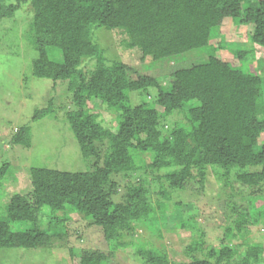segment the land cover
<instances>
[{
  "label": "trees",
  "instance_id": "obj_1",
  "mask_svg": "<svg viewBox=\"0 0 264 264\" xmlns=\"http://www.w3.org/2000/svg\"><path fill=\"white\" fill-rule=\"evenodd\" d=\"M25 5L26 36L38 52L33 75L64 82L72 94L65 117L93 169L31 167V190L12 194L0 212V249L58 243L71 264H110L116 251L135 247L143 264H177L150 241L135 242L133 232L141 227L163 238L170 193L201 195L210 168H218L226 186L235 176L249 189L246 202L226 199L232 221L223 224L218 245L208 242L196 217L179 221L177 230L193 237L182 250L189 261L179 264H264V239L248 238L259 228L264 233V57L257 58L264 51V0H0V25ZM228 19L249 30L245 50L219 44L232 58L210 43L212 30ZM100 27L139 51L140 68L108 63L94 37ZM163 61L169 68L183 64L165 73V84L146 71ZM134 94L141 96L137 103ZM53 107L49 101L32 119ZM102 110L115 115L116 127ZM9 143L30 146L31 126L17 127ZM9 167L0 166V187ZM120 174L128 178L124 186ZM90 227L109 252L87 250ZM73 237L85 239L84 247Z\"/></svg>",
  "mask_w": 264,
  "mask_h": 264
},
{
  "label": "rangeland",
  "instance_id": "obj_2",
  "mask_svg": "<svg viewBox=\"0 0 264 264\" xmlns=\"http://www.w3.org/2000/svg\"><path fill=\"white\" fill-rule=\"evenodd\" d=\"M26 7L25 5L18 10L15 19H6L0 25V166L4 162L10 163L7 176L0 187V212L12 194L18 192L25 194L31 190L30 168L33 166L66 171L93 169V162L83 157L74 131L65 117L72 107L70 102L72 94L67 92L64 82H59L55 86L51 79L33 75L32 63L38 52L26 36L27 24L31 20L29 15L23 19ZM248 32L246 25H239L228 19L221 27L212 30L210 43L217 47L219 54L232 58L233 54L229 50L220 49L219 44L224 46L229 44L245 50L249 46ZM94 37L103 48L108 63L125 61L133 66L141 65V54L136 49H127L120 42L122 36L119 32L100 27L95 29ZM259 57H264V51L258 52L257 58ZM178 65L183 66L182 63ZM178 65L169 68V62L156 64L153 62L146 65V71L161 76L162 83L165 84L169 82V78L164 77L165 73L170 74L179 67ZM258 65V61H254V69L250 67V70L254 72ZM153 91L157 92L154 89ZM138 98L141 99V96L134 94L136 103L139 102ZM49 101H53V111L46 117L34 121L32 117L35 111L48 106ZM90 107L99 108L95 103H90ZM102 115L107 125L116 127L113 113L102 110ZM27 124L32 129L31 145L27 147L17 144L12 147L9 143L11 135L17 131V127ZM208 176L206 188L201 195H195L191 191L170 193L167 198L169 205L161 217L163 238H158L157 234L139 227L133 232L132 239L135 242L150 241L152 245L171 255L174 263L187 262L189 258L182 250L191 243L193 237L189 229L182 232L177 230V224L181 220L196 217L207 232L208 242L218 245L219 238L224 234L223 224L232 221L231 218L226 219L229 213L225 207L226 199L243 205L249 189L238 183L235 176H232L230 184L226 186L222 171L218 168H210ZM116 178L122 186L128 179L122 174ZM177 202H181L182 206L174 207ZM262 231L261 228L256 229L248 238L254 242L260 238L264 239ZM84 233L90 239L88 243L90 247L87 250L110 251L99 230L90 227ZM72 241L77 247H84L86 243L85 239L79 241L75 237ZM135 250V247H127L116 251L110 264H143L142 259L134 253ZM70 262L68 248L58 243L52 247L0 249V264H71Z\"/></svg>",
  "mask_w": 264,
  "mask_h": 264
}]
</instances>
